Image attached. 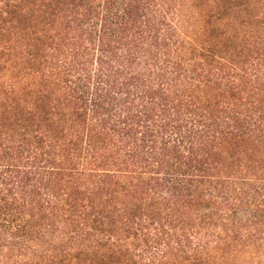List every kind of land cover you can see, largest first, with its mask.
<instances>
[{
    "label": "trees",
    "instance_id": "obj_1",
    "mask_svg": "<svg viewBox=\"0 0 264 264\" xmlns=\"http://www.w3.org/2000/svg\"><path fill=\"white\" fill-rule=\"evenodd\" d=\"M0 264H264V0H0Z\"/></svg>",
    "mask_w": 264,
    "mask_h": 264
}]
</instances>
